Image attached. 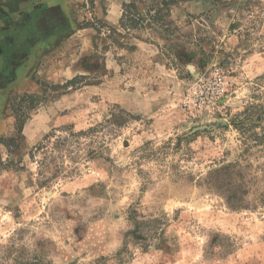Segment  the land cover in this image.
Masks as SVG:
<instances>
[{
	"label": "rangeland",
	"instance_id": "1",
	"mask_svg": "<svg viewBox=\"0 0 264 264\" xmlns=\"http://www.w3.org/2000/svg\"><path fill=\"white\" fill-rule=\"evenodd\" d=\"M192 1H73L8 101L0 264H264V0Z\"/></svg>",
	"mask_w": 264,
	"mask_h": 264
},
{
	"label": "crops",
	"instance_id": "2",
	"mask_svg": "<svg viewBox=\"0 0 264 264\" xmlns=\"http://www.w3.org/2000/svg\"><path fill=\"white\" fill-rule=\"evenodd\" d=\"M73 1L0 0V136L12 132L10 97L38 90L33 78L38 56L62 36L64 28L72 27ZM129 1L133 0H95V5L106 6L103 18L114 23L121 6ZM189 3L200 11L205 6L204 0Z\"/></svg>",
	"mask_w": 264,
	"mask_h": 264
},
{
	"label": "trees",
	"instance_id": "3",
	"mask_svg": "<svg viewBox=\"0 0 264 264\" xmlns=\"http://www.w3.org/2000/svg\"><path fill=\"white\" fill-rule=\"evenodd\" d=\"M51 133H49L48 135L45 136V138H49L51 137ZM263 137H264V128H263V133H262ZM36 148L42 149L43 148V143H40Z\"/></svg>",
	"mask_w": 264,
	"mask_h": 264
},
{
	"label": "flooded vegetation",
	"instance_id": "4",
	"mask_svg": "<svg viewBox=\"0 0 264 264\" xmlns=\"http://www.w3.org/2000/svg\"><path fill=\"white\" fill-rule=\"evenodd\" d=\"M63 25H64V23H63Z\"/></svg>",
	"mask_w": 264,
	"mask_h": 264
}]
</instances>
